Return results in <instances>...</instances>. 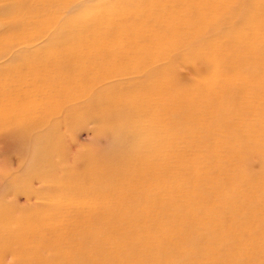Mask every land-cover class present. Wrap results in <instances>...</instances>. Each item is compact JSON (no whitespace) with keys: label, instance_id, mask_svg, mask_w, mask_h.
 <instances>
[{"label":"bare ground","instance_id":"bare-ground-1","mask_svg":"<svg viewBox=\"0 0 264 264\" xmlns=\"http://www.w3.org/2000/svg\"><path fill=\"white\" fill-rule=\"evenodd\" d=\"M1 2L3 54L12 47L6 40L21 31L46 41L0 69V135L23 157L18 183L41 186L27 206L0 208V260L11 253L14 264H222V250L200 246L194 225L173 232L191 239L186 252L158 250L171 183L189 182L206 215L214 210L217 227L228 225L216 237H244L234 246L240 260L231 264H264V0ZM179 56L195 67L184 86L176 79ZM62 111V120L32 133ZM87 122L109 145L72 160L59 125ZM146 138L152 151L137 152L136 142ZM0 190L3 197L10 191ZM73 195L85 196L89 209L75 210ZM124 207L134 222L114 246L104 241L117 235L108 224L73 238L81 218L72 213L113 223ZM151 211L156 220L144 226ZM141 247L145 256L138 257ZM79 252L88 257L77 258Z\"/></svg>","mask_w":264,"mask_h":264},{"label":"rangeland","instance_id":"rangeland-1","mask_svg":"<svg viewBox=\"0 0 264 264\" xmlns=\"http://www.w3.org/2000/svg\"><path fill=\"white\" fill-rule=\"evenodd\" d=\"M2 0H0V7L2 6ZM166 2V1H165ZM7 30V25L0 26V33H4ZM53 28H49L46 34H50ZM34 31L38 33V29L34 28ZM17 38H9L6 41H11L12 47L3 54V48L0 46V69L3 70L6 68L7 64L16 56L23 55L25 58L30 57L32 54L37 52L42 48L44 42L46 41V35L36 36L33 39H29V34L26 31H21L18 33ZM80 44H77L79 46ZM177 65L179 66L176 70V79L177 83L180 86H184L191 79L195 78L194 66L192 64L187 63V59L184 57H176ZM41 60H39L40 62ZM104 85V83H103ZM101 86V85H100ZM87 99L77 102L76 106L78 108H83L87 104ZM68 109V108H67ZM65 112L62 111L56 115V117L52 118L51 123H48L41 129L33 130V134L38 131L43 130L44 132L49 129L52 123L60 121L64 118ZM95 124L93 122L87 123H74L73 125L66 127L64 124L59 125L60 135L62 143L64 144V151L66 154L73 160L76 156H86L89 154H95L99 148H106L109 145L108 139L103 136H97L94 131ZM12 142L4 141L2 135H0V185L8 187L10 189L8 196L3 197L0 190V208H3L7 205L12 206L13 210H19L22 207L27 206L30 203L29 199L37 194L38 190H41V186L31 184L30 182H20L16 180V178L24 177L23 172V157L19 154L18 150L11 144ZM97 144V146H96ZM137 152L138 149L143 150L145 153H150L152 151L153 143L149 138H146L142 141L136 142ZM137 155V156H136ZM135 157L144 158L140 154H135ZM128 163L125 164V168L127 170L133 169L132 161L129 159ZM67 163H65L66 165ZM256 169H258L256 167ZM34 171V170H32ZM18 183V184H17ZM173 195L171 196V206L168 209L171 214L168 222H166L165 226L162 230V237L160 239V245L158 250L161 253H170L173 252L174 249H180L182 252H186L189 248H191V239L185 236H175L173 232L182 233L188 227L194 225L195 230L192 235L203 236L197 238L199 240L200 246L203 248H209L212 245V248H220L223 252L222 255H219V262L222 264H231L235 260H240L237 258L238 254L235 252L240 248H236L239 242H244V237L234 239L232 233L228 237H216L220 235L226 234V228L228 225L222 229L217 227V215L218 213L214 210H211L209 215H206L202 201H194V193L191 188L189 182H186L183 186H176L173 183ZM156 191V190H155ZM154 192L149 191L146 195H153ZM131 195V194H130ZM157 195V192L154 194ZM152 197V196H151ZM35 198H32L31 203H33ZM75 204V210H80L81 208H87L89 203L85 200V196L82 195H73L69 197L68 200H77ZM126 201H131V199L124 198ZM192 200L191 201L189 200ZM34 200V201H33ZM264 201V199H263ZM52 203V202H50ZM54 203V202H53ZM111 203V198H109L105 202V206ZM188 208L185 209V205ZM62 206L58 204V208ZM74 206V204L72 205ZM90 207V206H89ZM89 207L87 209H89ZM128 207H124L120 209L118 212H115L118 215V218L115 222H105V220H98L95 215L92 214V220H88V216L83 214L74 215L79 216L80 225L78 226V231L73 232V238L76 241L81 240V235L86 233H90L92 235L99 233L103 230L104 224L111 225L115 227L117 230V235L115 236H107L104 241L106 244L114 246L115 243H118L120 240L121 234H126L128 229L134 222V216H132ZM186 210H189L191 214H187ZM228 218L232 216L231 212L225 213ZM17 218L20 215L16 216ZM156 216L154 212H149L147 215H143L144 226L148 224H152ZM68 221L73 223L75 218L68 217ZM221 229L219 232H215V228ZM58 231L56 229L51 231V234L55 235ZM213 235L215 237H213ZM89 237L86 236V245H90ZM232 243V244H231ZM136 241L133 237L130 238L129 245H135ZM176 245L178 248L174 247ZM92 247V246H90ZM89 247V248H90ZM135 247L138 248V245ZM90 255H94V257L98 258V252L95 251L96 248H90ZM145 251L141 248L137 250L138 257L145 256ZM87 258L88 255L85 253L79 252L77 254V258ZM193 255H189L188 258L192 260ZM237 260V261H238ZM0 264H14V258L11 253H6V256L0 260ZM64 264V261L61 262ZM119 264V263H116ZM131 264L130 260L129 263ZM139 264H147L144 258L139 261Z\"/></svg>","mask_w":264,"mask_h":264}]
</instances>
